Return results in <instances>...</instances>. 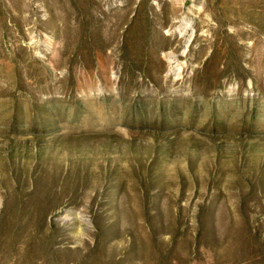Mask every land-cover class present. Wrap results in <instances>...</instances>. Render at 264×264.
Returning a JSON list of instances; mask_svg holds the SVG:
<instances>
[{"label": "rangeland", "instance_id": "rangeland-1", "mask_svg": "<svg viewBox=\"0 0 264 264\" xmlns=\"http://www.w3.org/2000/svg\"><path fill=\"white\" fill-rule=\"evenodd\" d=\"M0 264H264V0H0Z\"/></svg>", "mask_w": 264, "mask_h": 264}]
</instances>
